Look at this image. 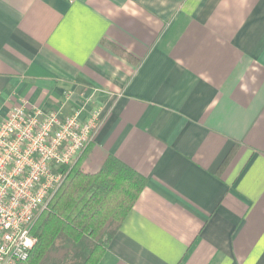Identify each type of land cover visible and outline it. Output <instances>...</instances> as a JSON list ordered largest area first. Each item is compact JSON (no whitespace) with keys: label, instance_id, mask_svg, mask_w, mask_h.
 I'll return each mask as SVG.
<instances>
[{"label":"crops","instance_id":"0c3cea01","mask_svg":"<svg viewBox=\"0 0 264 264\" xmlns=\"http://www.w3.org/2000/svg\"><path fill=\"white\" fill-rule=\"evenodd\" d=\"M20 103L100 109L75 161L146 180L98 264H264V0H0Z\"/></svg>","mask_w":264,"mask_h":264},{"label":"built area","instance_id":"2783aa9c","mask_svg":"<svg viewBox=\"0 0 264 264\" xmlns=\"http://www.w3.org/2000/svg\"><path fill=\"white\" fill-rule=\"evenodd\" d=\"M80 114L42 112L20 103L0 122V264L28 257L34 243L25 247L24 241L35 242L31 230L37 215L97 131L101 110L84 119ZM33 199L42 202L33 205Z\"/></svg>","mask_w":264,"mask_h":264},{"label":"trees","instance_id":"16d2710c","mask_svg":"<svg viewBox=\"0 0 264 264\" xmlns=\"http://www.w3.org/2000/svg\"><path fill=\"white\" fill-rule=\"evenodd\" d=\"M81 156L37 215L35 242L16 264H98L145 186V178L113 155L100 169H81Z\"/></svg>","mask_w":264,"mask_h":264},{"label":"clouds","instance_id":"9594fccd","mask_svg":"<svg viewBox=\"0 0 264 264\" xmlns=\"http://www.w3.org/2000/svg\"><path fill=\"white\" fill-rule=\"evenodd\" d=\"M42 201L40 199H33L32 204L33 205H39ZM27 242V243H26ZM34 243V240H31L29 238H25L24 245L25 247H31V244ZM26 255V253H25Z\"/></svg>","mask_w":264,"mask_h":264},{"label":"rangeland","instance_id":"374dc122","mask_svg":"<svg viewBox=\"0 0 264 264\" xmlns=\"http://www.w3.org/2000/svg\"><path fill=\"white\" fill-rule=\"evenodd\" d=\"M83 151V150H82Z\"/></svg>","mask_w":264,"mask_h":264}]
</instances>
